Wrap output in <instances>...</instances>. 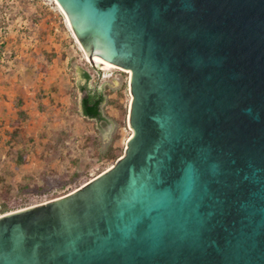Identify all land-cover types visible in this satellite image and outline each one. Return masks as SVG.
<instances>
[{
  "label": "water",
  "instance_id": "water-1",
  "mask_svg": "<svg viewBox=\"0 0 264 264\" xmlns=\"http://www.w3.org/2000/svg\"><path fill=\"white\" fill-rule=\"evenodd\" d=\"M130 71L126 155L0 215V264H264V0H55Z\"/></svg>",
  "mask_w": 264,
  "mask_h": 264
},
{
  "label": "rangeland",
  "instance_id": "rangeland-1",
  "mask_svg": "<svg viewBox=\"0 0 264 264\" xmlns=\"http://www.w3.org/2000/svg\"><path fill=\"white\" fill-rule=\"evenodd\" d=\"M130 73L93 68L55 0H0V205L65 196L126 155ZM84 88L104 94L101 119Z\"/></svg>",
  "mask_w": 264,
  "mask_h": 264
},
{
  "label": "trees",
  "instance_id": "trees-1",
  "mask_svg": "<svg viewBox=\"0 0 264 264\" xmlns=\"http://www.w3.org/2000/svg\"><path fill=\"white\" fill-rule=\"evenodd\" d=\"M89 78V76H87ZM85 90V96L82 99V108H83V114L84 116L91 118V119H101L102 114H101V105L104 102V94L101 93L97 89H87L84 88ZM112 153V149L109 150L108 154ZM14 208L10 206L7 203H3L0 205V215L9 213L13 211Z\"/></svg>",
  "mask_w": 264,
  "mask_h": 264
},
{
  "label": "bare ground",
  "instance_id": "bare-ground-1",
  "mask_svg": "<svg viewBox=\"0 0 264 264\" xmlns=\"http://www.w3.org/2000/svg\"><path fill=\"white\" fill-rule=\"evenodd\" d=\"M109 70H119V69H116L114 67H108Z\"/></svg>",
  "mask_w": 264,
  "mask_h": 264
}]
</instances>
